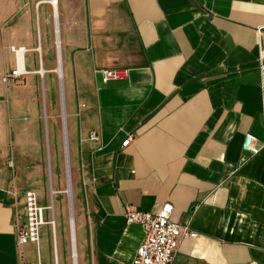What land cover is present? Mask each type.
<instances>
[{"label": "crops", "instance_id": "crops-1", "mask_svg": "<svg viewBox=\"0 0 264 264\" xmlns=\"http://www.w3.org/2000/svg\"><path fill=\"white\" fill-rule=\"evenodd\" d=\"M49 1L0 0V83L16 65L11 46L26 48L27 73L9 84L36 74L45 85L67 65L78 96L79 264H131L145 231L126 211L157 212L167 201L198 234L181 240L173 264H264V0ZM115 68L128 76L104 83L102 71ZM59 107L61 116L60 92ZM52 117L45 103L47 145ZM93 130L98 143L87 140ZM248 134L259 154L243 150ZM5 175L0 160V264L36 262L34 244L18 245L24 200Z\"/></svg>", "mask_w": 264, "mask_h": 264}, {"label": "rangeland", "instance_id": "rangeland-1", "mask_svg": "<svg viewBox=\"0 0 264 264\" xmlns=\"http://www.w3.org/2000/svg\"><path fill=\"white\" fill-rule=\"evenodd\" d=\"M36 24V22H35ZM35 29V36H37ZM52 33V32H51ZM50 33V34H51ZM44 38H47L44 35ZM52 41V40H51ZM36 43V42H35ZM9 46H7L8 48ZM4 48V46H3ZM53 52L52 44H43V55ZM30 63L33 69L39 70L38 52L31 53ZM54 61L49 56L47 67L54 66ZM32 69V68H30ZM68 68L64 71V91L69 113L68 127L70 137V149L73 166L72 172L73 201L75 198V182L73 179L77 169L79 156L77 154L78 138L75 135V124L78 121L74 117V107L78 96L74 82L69 81L67 76ZM54 73V72H53ZM48 73L45 85L39 75L34 76L31 83L29 77L13 84L0 83L3 86L0 92V139L1 146V167L7 179H16L18 183V198H23L27 190H35L39 196L40 204L43 206L54 204V211H46V219H52L55 215V234L57 249H55L54 228L52 225H45L41 228V255L42 264H73L72 241L70 226V201L67 194L62 193L66 186L65 169V146L61 141V123L59 107L60 86L56 73ZM12 90V91H11ZM46 93V94H45ZM45 103L49 117V147L50 155L47 153V136L45 131ZM14 159L15 167L11 169L9 162ZM6 174V173H5ZM9 182V180H7ZM78 186L76 185V191ZM55 191V194H52ZM80 201V199H79ZM24 204V201H23ZM75 201L73 202L75 216ZM25 206V204H24ZM80 205L76 202V210ZM23 209V206H20ZM80 211L76 213L77 238L79 250L82 249L80 227ZM26 217V216H25ZM75 219V218H74ZM69 221V222H68ZM75 221V220H74ZM57 253V254H56ZM29 258L37 261L35 247L27 253ZM79 260V257H78Z\"/></svg>", "mask_w": 264, "mask_h": 264}, {"label": "built area", "instance_id": "built-area-1", "mask_svg": "<svg viewBox=\"0 0 264 264\" xmlns=\"http://www.w3.org/2000/svg\"><path fill=\"white\" fill-rule=\"evenodd\" d=\"M61 42L59 40V34L57 31L56 47L60 49ZM10 50L15 54L16 65L15 67L6 72L2 76V82L9 84L13 80L22 78L27 73L25 67V53L27 52L24 47L11 46ZM19 55H22V62L19 59ZM262 58L264 60V47L262 49ZM60 62V59H59ZM128 76L127 70L115 68L104 69L102 71V81L108 83L111 80H123ZM60 80V104L62 109V122L64 128V138L67 139L66 131V104L64 96V88L62 81V74L59 75ZM88 141L100 142L101 137L98 131H91L87 137ZM132 140L129 136L123 143V146H127ZM65 143V155L69 158V149ZM243 150L254 155L259 154L262 150L257 145V138L252 134H248L245 137L243 143ZM13 161L9 162V167H13ZM70 201V198H69ZM72 202V197H71ZM25 204V221L22 222L17 215V242L19 246L27 244H34L36 246L37 261L30 262L28 264H42L41 262V228L45 225H52L54 228V241L55 249H57V240L55 234V215L52 219H46V211H54V204L43 206L40 204V199L36 191L27 190L24 196ZM125 219L128 224L138 223L141 224L145 231V239L143 243L138 247L136 255L131 264H173L175 254L179 248L181 240L185 237H197V233L193 232L187 226H183L174 220V205L167 201L162 204L161 208L157 212L139 211L129 208L125 213ZM71 221V220H70ZM72 259L75 263L77 253L76 239L72 238ZM75 242V245L73 244ZM55 264H58L56 258Z\"/></svg>", "mask_w": 264, "mask_h": 264}, {"label": "bare ground", "instance_id": "bare-ground-1", "mask_svg": "<svg viewBox=\"0 0 264 264\" xmlns=\"http://www.w3.org/2000/svg\"><path fill=\"white\" fill-rule=\"evenodd\" d=\"M57 1L58 0H51V1H49L52 5H54L55 7L54 8H57ZM63 44V43H62ZM62 46V45H61ZM60 46V47H61ZM38 49V48H37ZM61 49V48H60ZM34 50V49H33ZM61 56V55H60ZM59 58V57H58ZM19 59H20V61L22 60V55H19ZM61 60V59H60ZM22 62V61H21ZM57 62V61H56ZM56 66H58V65H56ZM63 71H64V69H63V67L61 66V65H59L58 67H56L54 70H53V72L54 73H56V75H61V74H63ZM44 71H40L39 73H43ZM63 77V76H62ZM58 78V77H57ZM68 135V134H67ZM67 142V141H66ZM69 165H70V163H69ZM65 169H66V186H65V188H64V190L62 191V193H65V194H67V196L69 197V198H71L72 197V206H73V202L75 201H73V186H72V172H71V166H68L67 167V165H66V162H65ZM52 194H55V191H53V193ZM75 206V205H74ZM73 213H74V207H73ZM71 220V219H70ZM73 220V219H72ZM69 222V221H68ZM73 222V224H75L74 223V220L72 221ZM74 229H75V225H74ZM74 235H73V237L72 238H74V241H75V239H76V231L74 230ZM74 245H75V242L73 243ZM75 254H76V263L75 264H79V262H78V253H76L75 252ZM58 258V257H57Z\"/></svg>", "mask_w": 264, "mask_h": 264}, {"label": "water", "instance_id": "water-1", "mask_svg": "<svg viewBox=\"0 0 264 264\" xmlns=\"http://www.w3.org/2000/svg\"><path fill=\"white\" fill-rule=\"evenodd\" d=\"M47 147H48V157H49V155H50V154H49V145H47ZM65 157H66V165H67V167H68V166H70V165H69V162H70V161H69V158H68L67 155H65ZM70 216H71V221H70L71 234L74 235L73 232H74L75 229H74V224H73V222H72V221L74 220V213H73V206H72L71 198H70ZM72 219H73V220H72ZM75 263H76V261H75ZM75 263L73 262V264H75Z\"/></svg>", "mask_w": 264, "mask_h": 264}]
</instances>
